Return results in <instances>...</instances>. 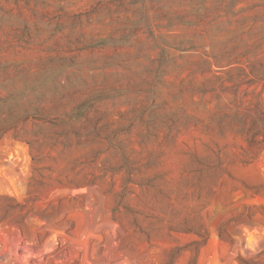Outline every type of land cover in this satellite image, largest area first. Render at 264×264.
I'll return each mask as SVG.
<instances>
[{"label": "rangeland", "instance_id": "obj_1", "mask_svg": "<svg viewBox=\"0 0 264 264\" xmlns=\"http://www.w3.org/2000/svg\"><path fill=\"white\" fill-rule=\"evenodd\" d=\"M16 245L264 264V0H0V264Z\"/></svg>", "mask_w": 264, "mask_h": 264}, {"label": "bare ground", "instance_id": "obj_2", "mask_svg": "<svg viewBox=\"0 0 264 264\" xmlns=\"http://www.w3.org/2000/svg\"><path fill=\"white\" fill-rule=\"evenodd\" d=\"M108 225V224H107ZM106 228V227H105ZM99 232V231H98ZM89 238V237H88ZM88 238L86 240H88ZM92 240V239H91ZM89 241V240H88ZM87 241V243H88ZM93 242V241H92ZM85 243V242H84ZM95 243V242H94ZM93 243V244H94ZM17 246V245H16ZM45 246V245H44ZM83 246V245H82ZM85 246V245H84ZM102 246V245H101ZM93 247V246H92ZM84 248V247H83ZM82 248V249H83ZM86 248V246H85ZM94 249V247L92 248ZM90 248V250L92 251ZM97 249V248H96ZM106 249V248H105ZM111 249V248H110ZM16 250V257H14V260L16 263L19 264H29L28 262L25 261V259L22 257V249L17 246ZM49 250V249H48ZM24 251V250H23ZM87 251V248H86ZM90 251V252H91ZM94 251V250H93ZM97 251V250H96ZM108 251V250H107ZM39 252V250H38ZM43 252V251H42ZM84 252V251H83ZM41 253V251H40ZM95 253V252H94ZM97 253V252H96ZM96 253L94 255H96ZM107 253V252H106ZM31 254V253H30ZM86 254V252H85ZM92 254V253H91ZM105 254V253H104ZM92 256V255H91ZM35 264V263H33ZM83 264H131L130 262L127 261V259L123 256L122 251L119 248H112L111 250L108 251L107 254L102 256H96L95 258H88L86 260V263Z\"/></svg>", "mask_w": 264, "mask_h": 264}]
</instances>
